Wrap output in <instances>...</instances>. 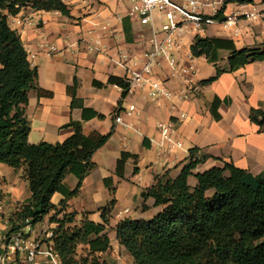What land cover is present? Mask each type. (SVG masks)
<instances>
[{
  "label": "crops",
  "instance_id": "obj_1",
  "mask_svg": "<svg viewBox=\"0 0 264 264\" xmlns=\"http://www.w3.org/2000/svg\"><path fill=\"white\" fill-rule=\"evenodd\" d=\"M62 1L69 7L70 16L23 9L17 16L9 17L10 27L20 34L29 61L38 70L39 90L30 92L26 106L31 127L29 142H63L73 133L72 129L64 128L71 121L81 122L84 133L89 136L111 133L106 145L93 156L96 168L84 179L78 196L68 200L66 205L68 212L78 213V224L85 216L99 225L103 223L102 210L115 200L103 231L108 234L111 246L100 256L106 264H135L133 257L119 244L116 227L126 219L150 220L159 212L154 200H145L142 193L154 184L156 176L170 172V176L176 178L188 163L192 149H199L198 156L206 157L196 172L233 163L253 175L264 173V133L250 121L251 109L264 108V61L251 63L233 73L226 72L214 82L203 84L216 75V67L191 52L197 35L233 40L239 50L262 48L264 0H255L253 5L230 3L226 6L225 18L239 17L247 11L258 13L256 19H238L241 31L238 37L224 30L218 21L201 28L191 22L184 25L180 32L181 48L174 53L178 67L173 68L160 59L153 72L165 83L171 97L156 99L150 98L147 90L123 97L122 88L110 84L109 79L126 77L127 72L112 59L119 53L143 60L144 52L153 50L151 36L153 30L160 32L159 15L147 26L131 19L126 36L123 19L127 17L131 0ZM198 1L200 12L213 16L226 0ZM176 2L188 7L184 0ZM27 18L32 20V25L24 26ZM192 32L196 35L191 36ZM91 42H98L99 50L88 51L86 46ZM41 44L60 50L70 47L72 51L48 56L40 53ZM78 49L80 53H75ZM31 55L36 56L31 58ZM219 66L227 67V56ZM216 98L227 100L218 109L220 120L210 111V104ZM130 106H134L135 111L123 113V123L117 124V113ZM160 124L173 125L181 148L171 152L160 148ZM124 153L130 157L124 178H120L116 169ZM25 181L16 171L0 164V254L6 249L4 239L10 229L9 217L18 203L30 197V190L25 199L21 197L25 193ZM65 183L74 190L78 179L69 175ZM64 200L61 194H55L52 203L60 208ZM51 216L35 227L22 230L26 245L36 243L41 252L53 246L46 238L56 227L50 223ZM84 249L86 247L81 246L79 253ZM36 264H48L47 257L38 255Z\"/></svg>",
  "mask_w": 264,
  "mask_h": 264
},
{
  "label": "trees",
  "instance_id": "obj_2",
  "mask_svg": "<svg viewBox=\"0 0 264 264\" xmlns=\"http://www.w3.org/2000/svg\"><path fill=\"white\" fill-rule=\"evenodd\" d=\"M230 3L253 5L255 0H226L216 15L207 17L223 22ZM23 9L70 16L62 0H0V164L22 170L30 190V197L18 203L9 217L4 241L8 243L17 232L52 215L50 223L56 227L50 241L62 264H106L100 254L106 253L111 243L103 231L115 200L102 210L103 223L99 225L85 216L78 224V213L68 212L66 202L78 196L84 179L96 168L94 154L106 145L111 133L89 136L81 122L71 121L64 128L73 133L63 142H29L26 106L30 92L39 90L38 70L29 61L20 34L9 25V17ZM130 20L123 19L126 36ZM191 52L216 67V75L203 84L264 61V45L239 50L233 40L219 37L197 35ZM225 56L227 67L222 68L219 63ZM109 83L121 87L123 97L128 95L125 80L111 76ZM222 103L227 100L216 98L210 104L216 120L221 119L218 109ZM250 121L264 133V108L251 109ZM198 154L197 148L190 151L188 163L176 178L170 172L156 176L142 197L152 198L159 212L150 220L121 221L116 227L119 244L135 264H264V173L253 175L233 163L196 172L206 160ZM129 157L124 153L117 163L120 178H124ZM69 175L78 179L74 190L65 183ZM55 194L65 198L60 208L52 203ZM81 246L86 249L79 253Z\"/></svg>",
  "mask_w": 264,
  "mask_h": 264
},
{
  "label": "built area",
  "instance_id": "obj_3",
  "mask_svg": "<svg viewBox=\"0 0 264 264\" xmlns=\"http://www.w3.org/2000/svg\"><path fill=\"white\" fill-rule=\"evenodd\" d=\"M184 1L187 2L188 7L179 5L176 0H131L127 17L136 20L140 25H152L156 14L159 15L161 21L166 19L168 22L161 26L160 32L153 30L151 36L153 50L144 52L143 60L132 57L125 52H121L116 58H112L117 66L127 72L124 80L128 85V93L147 90L149 97L153 99L171 97V93L166 88L165 83L154 76V68L159 64L160 59L166 60L173 68L178 67L174 59V53L181 48L180 32L184 25L191 22L201 28L216 22L200 12L201 3L198 0ZM257 16L258 13L256 12L247 11L239 17L236 15L227 17L221 24L224 30L232 36L238 37L241 35L238 19H256ZM23 24L24 26H30L32 25V20L27 18ZM160 36H162L161 39H159ZM98 46V42H91L86 46V49L93 52L99 50ZM39 48L41 50L40 53L48 56L72 51L70 47L60 50L50 44H41ZM75 53H80V49ZM35 56L31 55V58H35ZM192 89L196 90L197 88L192 87ZM134 111L135 107L130 106L124 112H118L115 122L122 124L123 113L131 114ZM158 129L161 135V140L158 144L160 148H165L168 152H171L175 148L182 147V143L176 138V130L172 124H160ZM52 236L53 231L48 232L46 238L51 239ZM40 254H44L47 257L48 264H62L53 246H49L45 251L41 252L39 245L36 243L30 246L26 245L24 234L20 231L14 234L8 243L6 242L5 253L0 254V264H36V258ZM17 256L21 257V259H17Z\"/></svg>",
  "mask_w": 264,
  "mask_h": 264
},
{
  "label": "rangeland",
  "instance_id": "obj_4",
  "mask_svg": "<svg viewBox=\"0 0 264 264\" xmlns=\"http://www.w3.org/2000/svg\"><path fill=\"white\" fill-rule=\"evenodd\" d=\"M168 21L166 20V19H164L162 22H161V26L163 25V24H165V23H167ZM161 26H160V31H161ZM196 35V33H194V32H192L191 33V36H195ZM18 174H19V176H21L22 178H23V173H22V171H20V173H19V171H16ZM14 178V177H13ZM16 178V177H15ZM25 189H24V191H25V193L24 194H22V198L23 199H25L26 197H27V195H29V188H28V183L25 181ZM25 233H28V232H25Z\"/></svg>",
  "mask_w": 264,
  "mask_h": 264
}]
</instances>
